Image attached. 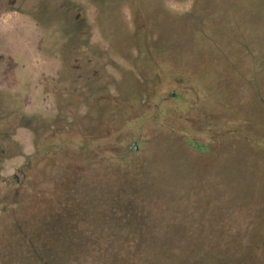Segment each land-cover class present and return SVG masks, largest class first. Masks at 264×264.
Wrapping results in <instances>:
<instances>
[{
  "label": "rangeland",
  "instance_id": "1",
  "mask_svg": "<svg viewBox=\"0 0 264 264\" xmlns=\"http://www.w3.org/2000/svg\"><path fill=\"white\" fill-rule=\"evenodd\" d=\"M3 1L0 90H9L11 82L22 87L23 112L50 119L55 115L56 95H63L61 85L57 88L55 66L37 53V29L14 12H1ZM226 1L207 6L219 12L206 22L214 28L200 41L173 49L171 58L151 73L144 70L150 80L142 86L133 79L130 87L139 88L140 95L130 98L122 91L117 95L124 84L121 76L130 71L122 61L115 60L104 70L92 61L78 64L75 75L81 78L75 89L88 82L107 86L105 93L82 104L80 97L73 96L71 106L61 109L69 125L57 128V133L47 129L40 155L34 152L29 130L13 132L10 140L19 145L21 155L2 162L0 194L15 188L7 183L20 176L25 157L27 185L19 190L23 193L18 202L5 203L0 212L3 260L13 240V222L21 223L29 239L41 217L50 220L76 207L77 198L121 195L130 200L129 191L139 189L144 176L161 195L143 200L142 205L143 197L134 198L139 209L154 212L151 220L165 219V225L175 227L191 225L184 240L240 239L242 228L253 221L245 217L263 197L251 199L247 206L236 197L235 206V194L243 186L264 191V1L255 5L252 0ZM87 7L91 22L94 11ZM164 7L182 14L191 12L193 4L165 0ZM121 16L128 25L126 6L121 7ZM92 34L91 39L98 41ZM132 144L134 150L129 149ZM226 175L236 177L237 185ZM165 212L170 213L167 218ZM74 224L78 230L84 227Z\"/></svg>",
  "mask_w": 264,
  "mask_h": 264
},
{
  "label": "trees",
  "instance_id": "2",
  "mask_svg": "<svg viewBox=\"0 0 264 264\" xmlns=\"http://www.w3.org/2000/svg\"><path fill=\"white\" fill-rule=\"evenodd\" d=\"M164 1H3L1 12H14L26 18L40 33L37 53L54 64L57 88L61 85L63 95H56L62 99H54L55 115L47 119L40 113L23 112L22 87L11 82L12 89L0 90V171L5 159L21 155L19 145L10 140L17 128L30 131L34 152L40 155V142L47 129L52 128L53 133H57V128L69 125L68 117L61 114V109L71 106L73 96L80 97L82 104L94 94L105 93L107 86L94 87L88 82L75 89L74 85L81 78L75 75L78 64L84 66L92 61L94 67L104 70L115 60L122 61L131 73L121 76L124 87L121 86L116 93L122 91L134 98L141 91L130 87L133 79L141 86L148 82L150 76L143 74L144 70L151 73L171 58L173 49L182 45L188 47L193 40L200 41L202 34L210 29L205 26L209 24L206 22L219 12L217 9L208 10L207 6L220 0H190L193 4L191 12L182 14L166 9ZM252 1L255 5L264 0ZM234 2L231 5L235 9ZM87 6L94 11L92 23ZM122 6L128 9V25L121 16ZM92 33L96 34L98 41L91 39ZM135 148V144L129 145L130 150ZM27 159L24 158L19 168L20 176L7 183L15 188L8 187L7 192L0 194V212L5 210V203L16 204L19 194L23 193L19 190L27 185L24 173ZM240 161L241 157L237 162ZM225 177L237 185L236 177ZM139 185V189L129 191L131 199L128 201H124L121 195L77 198L76 207H69L50 220L41 217L36 234L29 239L24 237L21 223L13 222L10 234L15 237L5 260L4 253L1 254L0 264H264V191L247 189L242 182V189L235 194V206L239 199L247 206L251 199L260 201L263 198L256 209L248 211L245 219L252 218L253 221L239 232L240 239L223 236L219 242L216 238L212 241L202 238L184 240V233L187 234L191 225L175 227L165 225V219L160 222L151 220L154 212L139 209L134 198L143 197L142 205L143 200L153 201L161 195L147 176L141 178ZM236 197H239L237 201ZM92 206L96 210L89 212ZM164 215L167 218L170 213ZM76 221L84 227L75 229Z\"/></svg>",
  "mask_w": 264,
  "mask_h": 264
}]
</instances>
